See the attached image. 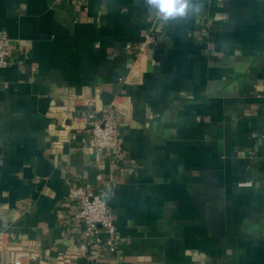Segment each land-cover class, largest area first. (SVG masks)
Listing matches in <instances>:
<instances>
[{"label":"crops","instance_id":"0c3cea01","mask_svg":"<svg viewBox=\"0 0 264 264\" xmlns=\"http://www.w3.org/2000/svg\"><path fill=\"white\" fill-rule=\"evenodd\" d=\"M197 3L165 22L145 0H0V232L34 264H264V0ZM73 185L108 194L115 251Z\"/></svg>","mask_w":264,"mask_h":264},{"label":"built area","instance_id":"2783aa9c","mask_svg":"<svg viewBox=\"0 0 264 264\" xmlns=\"http://www.w3.org/2000/svg\"><path fill=\"white\" fill-rule=\"evenodd\" d=\"M12 63L10 45L5 33H0V69L9 67ZM92 124L91 144L100 152H109L117 145V118L110 110H103L102 116L89 114ZM248 185V184H247ZM250 185V184H249ZM108 194L104 191L94 193L83 185H73L69 190L67 200L76 204V220L83 228L87 238H95L96 245H104L115 251L120 234L115 223V212L107 202ZM78 255L68 251L60 254L50 264H74ZM38 253L13 241L0 232V264H34ZM43 264V263H39Z\"/></svg>","mask_w":264,"mask_h":264},{"label":"clouds","instance_id":"9594fccd","mask_svg":"<svg viewBox=\"0 0 264 264\" xmlns=\"http://www.w3.org/2000/svg\"><path fill=\"white\" fill-rule=\"evenodd\" d=\"M145 3L165 22L186 17L189 13L198 14L202 7L197 0H145Z\"/></svg>","mask_w":264,"mask_h":264}]
</instances>
